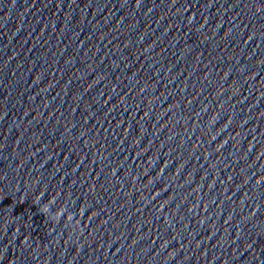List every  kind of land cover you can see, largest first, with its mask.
<instances>
[{
	"label": "water",
	"instance_id": "95a60500",
	"mask_svg": "<svg viewBox=\"0 0 264 264\" xmlns=\"http://www.w3.org/2000/svg\"><path fill=\"white\" fill-rule=\"evenodd\" d=\"M0 264H264V0H0Z\"/></svg>",
	"mask_w": 264,
	"mask_h": 264
},
{
	"label": "clouds",
	"instance_id": "9594fccd",
	"mask_svg": "<svg viewBox=\"0 0 264 264\" xmlns=\"http://www.w3.org/2000/svg\"><path fill=\"white\" fill-rule=\"evenodd\" d=\"M46 211H47V208H46V207L40 209V212H41V213L46 212Z\"/></svg>",
	"mask_w": 264,
	"mask_h": 264
}]
</instances>
